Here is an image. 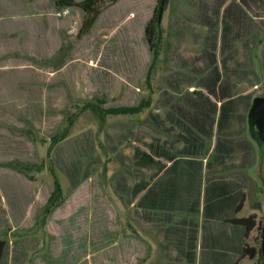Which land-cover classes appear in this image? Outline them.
I'll use <instances>...</instances> for the list:
<instances>
[{
  "label": "rangeland",
  "instance_id": "374dc122",
  "mask_svg": "<svg viewBox=\"0 0 264 264\" xmlns=\"http://www.w3.org/2000/svg\"><path fill=\"white\" fill-rule=\"evenodd\" d=\"M85 1L92 9L94 0H72L78 5ZM189 1H166L159 20L160 50L148 84L157 0H97L89 13L87 5L55 9L52 22L58 44L40 62L39 92L26 105L33 108V115L7 124L23 143L17 145V160L6 169L22 175L30 186L22 189L13 179H0V239L6 241L0 264H186L187 249L154 236L159 225H148L133 205V187L156 183L158 172L137 166L132 155L135 148L145 150L146 143L164 141L178 158L181 130L166 113L188 114L201 102L195 91L202 90L198 80L207 71L199 50L210 31L191 15ZM43 16L37 21L40 25L48 23ZM218 20L217 41L222 27ZM26 23L22 22L25 29ZM240 24L238 19L231 24L232 48L215 55L217 61L231 55L224 65L218 63V73L232 83L234 97L242 99L223 132L228 131L233 142L245 137L251 142L246 112L251 97H264V21L247 19ZM242 33L249 34L245 48ZM20 59L32 62L26 56ZM28 72L11 73L21 81L24 77V84L30 86ZM145 97L149 106L135 116L105 115L85 107L86 103L100 110L129 107ZM214 132L204 139L206 152ZM217 136L224 137L215 132ZM209 159L207 155L205 163ZM6 169L3 173L10 174ZM210 173L206 171L203 178ZM258 176L260 191L249 201L262 205L256 211L259 230L255 228L249 239L256 256L239 264H264V179ZM55 181L61 199L48 210L46 200ZM187 215L200 223L198 216ZM244 215L242 211L240 216ZM149 222L165 223L157 217ZM214 243L205 256H217L215 264H220L222 247L218 239Z\"/></svg>",
  "mask_w": 264,
  "mask_h": 264
},
{
  "label": "crops",
  "instance_id": "0c3cea01",
  "mask_svg": "<svg viewBox=\"0 0 264 264\" xmlns=\"http://www.w3.org/2000/svg\"><path fill=\"white\" fill-rule=\"evenodd\" d=\"M56 1L58 0H0V179H13L19 183L22 189L28 188L30 182L22 175L17 174L14 170H7L8 168L6 166L9 165V162L17 160L19 155L18 149H20L17 145L23 143V140L20 136H17L16 132H10L7 124H9L10 119L24 117L26 114L33 115V108H26L28 107L26 105L34 101L33 94L37 93L38 95L39 92L38 75L40 70L43 69L40 66V62L46 61L47 56L55 52L58 44L55 34L56 27L52 20L55 19V9L64 8L65 6L58 5ZM189 2L191 15L195 16V20L197 19V22L200 23L203 28H206L207 32L210 27H212V31L216 32L214 23L218 22V19H220V24H222L220 32L221 30L224 32L225 42L221 51L219 49V41H216L215 54L217 52L225 53L228 49L226 47L229 45V41L230 48H232L233 37L230 27L237 19L241 24L243 20L247 19L261 21L262 23L264 21V0H191ZM25 6L27 9H25ZM40 15H44L43 17L48 18V23L40 25V23L37 22ZM221 15L224 16L223 19ZM195 20L193 19V21ZM24 21L27 22L26 29L22 24ZM45 32H47L46 36L43 34ZM211 32H208L203 37L199 54L203 49H207L209 46L210 40L208 41V38ZM242 35L243 40L241 45L245 48L247 47L249 34L242 33ZM23 56L32 59V62H24L23 59H20ZM201 61L203 62L204 69L208 70L210 67L209 62L202 58ZM218 63L219 61L216 60L215 55V65L213 66L218 68ZM17 70L29 71L27 74L29 77L27 82L30 83V86H34L35 88L25 85L23 81L24 77L21 81L17 79L15 74L11 73ZM229 85L231 86L232 83L230 82ZM198 88L200 87L198 86ZM197 91L201 90L198 89ZM208 99L211 102L214 101L210 96ZM20 111L21 113H19ZM166 114L169 117H173L174 120H172V124L175 125V128H179L182 121L180 119L184 116L192 118L199 117V111L196 110H192L184 115H178L179 113L176 112ZM168 125L170 126L171 124L167 122V126ZM213 129L215 130L213 127L209 137L202 136L203 147L201 148V154L192 158L193 160L201 162L198 186V213L191 214L192 216H198L200 223L194 221V219L187 215L189 213L186 212L139 211L148 225H159V228L156 230L154 229V236L156 234L161 237L160 239H165L167 237L177 245L183 238L187 239L185 231L189 228L193 229L191 227L193 225L196 230V241L192 264L216 263L215 257L217 256H205L208 248L211 249L215 247V239L219 240V244L222 247L220 255H218L220 264H239L242 261L251 262L256 256V249L249 244V239L252 232L255 231V228L257 230L260 226L256 211L260 210L262 205L257 201L254 203L249 201L260 191L258 174L260 173V175L263 176L262 179H264V143L257 145L256 142L249 137L248 133H246L248 138L254 143L248 141L246 137L240 141L233 142L227 131L226 133L223 132L224 134L220 133L224 135V137L221 138V146L217 149V147L214 148L216 138L215 131L213 133L214 142L211 148L206 152L204 139L212 136ZM181 133L182 132H180V134ZM162 143H164V141ZM165 144L167 145L168 143ZM182 146L183 144L181 143L180 149ZM207 155L210 159L205 163ZM159 161L161 165H164V168L158 172L154 180L156 184L159 182H167L174 178L175 181H178L177 177H174L175 175L173 176L175 171L166 172L167 174L164 172L170 166V162L163 159ZM3 168H7L6 170L10 174L5 175L3 173L4 170H2ZM206 171H210L211 173L205 180L203 176ZM170 173L171 175H169ZM151 185H153V183ZM151 185L147 186L134 198V207L140 196ZM13 188L14 186L8 187L10 190H13ZM205 197L207 215H203L202 212L203 204H205ZM240 201H242L240 208L236 210L235 208ZM242 211L245 213L244 216H240ZM250 214L255 215L256 225L247 236L244 237L243 227L233 224L231 219L245 218ZM178 215L180 216L177 217ZM152 217L163 219L165 222L164 225H162V223H150L149 220H151ZM20 225L21 223L19 222L17 226ZM204 229H206L207 232L204 231ZM0 240L4 241L6 247V241L4 239ZM202 245H204L203 248ZM243 246L254 248L255 256L251 259L248 256H241V249ZM3 255L4 250L2 256ZM201 255L203 256L201 257ZM184 257L188 262L185 253Z\"/></svg>",
  "mask_w": 264,
  "mask_h": 264
},
{
  "label": "trees",
  "instance_id": "16d2710c",
  "mask_svg": "<svg viewBox=\"0 0 264 264\" xmlns=\"http://www.w3.org/2000/svg\"><path fill=\"white\" fill-rule=\"evenodd\" d=\"M91 1V0H90ZM167 0H157L155 10L153 12L154 27H155V38L154 45L150 49L151 51V62L146 72L145 84H148V74L152 69L153 64L157 60L159 54V45L162 39V29L160 26V17L162 11L164 10ZM58 5L61 6H80L83 8L84 5H87L85 1L80 5L74 4L72 0H58L56 1ZM92 4V3H91ZM97 4V0H94V3L91 5L92 9L87 5V13L94 12V8ZM224 16L221 15L223 19ZM88 22V20H87ZM152 22V21H151ZM150 22V23H151ZM150 26V25H149ZM145 30L147 35V30ZM209 31H212L210 27ZM224 32L219 34V49L222 51L224 47L225 40ZM210 44L207 49H203L200 53L201 58L207 60L210 64L208 70H206V75L200 79L199 87L201 91H195L196 96L200 103H196L195 110L199 111V117H183V122L181 121L179 128L181 134L179 136L181 143L183 144L182 148L178 151L179 157L174 156L164 145V143L149 142L144 145L145 151L140 148H135L133 151V161L135 164L141 168L145 169H156V172H160L164 165L160 164V159L170 162V166L164 171L165 174L168 172H174L173 176L177 177L178 181L169 180L167 182L153 183L146 191L140 196V198L135 203V208L142 211H178L186 212L189 214H197L199 206V173L201 169V162L198 160H193L191 157H197L201 154V148L203 147V137H209L212 131V128H215L216 133H223V131L229 127L230 120L233 115L237 112L238 103L240 97H234L231 92V86L225 80L220 79L218 68L215 65V43L217 41L216 32L212 31L209 35L208 41ZM229 45L226 47L227 50L230 49ZM231 55L222 56L219 64L224 65L228 58ZM213 66V67H211ZM204 92V93H203ZM212 97L214 101H209L208 97ZM150 104V99L145 97L141 99L136 105L129 107H116L100 110L95 104L86 103L85 107L89 108L91 111H100L105 115L111 116H135L140 114L145 108ZM218 104V105H217ZM216 115V117H215ZM222 140L220 137L215 138L214 148L217 149L221 146ZM191 158V159H190ZM179 161H183L179 168L176 169ZM185 166V167H183ZM26 170L29 168L24 167ZM177 171V172H176ZM163 172V173H164ZM167 172V173H166ZM146 187L135 185L132 190V198L134 199L140 192H142ZM207 197V195H206ZM206 197L204 198L205 204H203V215L206 213ZM61 199V191L58 183L55 181L53 184L52 192L49 194L46 200V208L50 210L54 208L59 200ZM240 201L236 210L240 208ZM46 209V210H47ZM233 224L242 226L244 229V237L255 227V215L250 214L245 218L240 219H231ZM193 229H187L185 232L187 234V239L183 238L182 241H179L178 245L185 247L187 250L185 254L187 255L188 262L187 264H192V258L195 253V241H196V230L193 225ZM259 230V227L257 228ZM261 230V229H260ZM204 245H202L203 248ZM5 247L4 241L0 240V259L3 254ZM251 252V253H250ZM241 256H248L250 259L255 256V250L251 247L243 246L241 249Z\"/></svg>",
  "mask_w": 264,
  "mask_h": 264
},
{
  "label": "water",
  "instance_id": "95a60500",
  "mask_svg": "<svg viewBox=\"0 0 264 264\" xmlns=\"http://www.w3.org/2000/svg\"><path fill=\"white\" fill-rule=\"evenodd\" d=\"M246 127L249 137L257 145L264 143V97L251 98L246 112Z\"/></svg>",
  "mask_w": 264,
  "mask_h": 264
}]
</instances>
